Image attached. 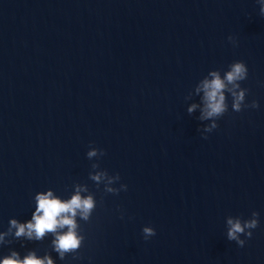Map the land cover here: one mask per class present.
I'll list each match as a JSON object with an SVG mask.
<instances>
[{"label": "water", "instance_id": "95a60500", "mask_svg": "<svg viewBox=\"0 0 264 264\" xmlns=\"http://www.w3.org/2000/svg\"><path fill=\"white\" fill-rule=\"evenodd\" d=\"M235 63L246 78L230 83ZM213 72L225 111L206 117ZM48 193L93 202L87 219L82 209L61 214L80 240L63 255L56 240L67 225L37 237L12 224L34 223ZM229 220L257 222L237 234L243 247L228 238ZM30 255L44 264H264L257 0H0V264Z\"/></svg>", "mask_w": 264, "mask_h": 264}, {"label": "clouds", "instance_id": "9594fccd", "mask_svg": "<svg viewBox=\"0 0 264 264\" xmlns=\"http://www.w3.org/2000/svg\"><path fill=\"white\" fill-rule=\"evenodd\" d=\"M260 4V14L264 16V0H257ZM213 79L211 81L205 80L203 83V88L205 90V98L207 100L206 117H212L222 114L225 111L224 105V95L222 94V89L225 88L224 82L220 79L219 75L215 72L212 73ZM246 78V68L242 63H235L231 67V71L227 73L226 80L228 82H234L236 80H243ZM236 97V103L233 105L234 108L240 110V102L243 100V92L239 95L233 93ZM254 107H258V104L254 102ZM191 111V109L189 110ZM213 128L216 127L215 124L212 125ZM210 130V129H209ZM94 152L89 153V155H94ZM51 193L47 195H40L37 197L38 208L37 213H42V215H33L34 223H28L27 225H16L15 221H12L13 226L18 228L16 235H23L25 232V227L29 230L28 234L31 235L32 231H35L37 237H42L44 233L55 232L57 227H63L67 225L69 231L66 234L59 235L56 240V248L63 255L64 252L77 249L80 244V240L77 238L74 228V220L68 216H63L61 214L71 213L72 216L76 215V209H82V215L87 219L89 211L93 207V202L91 198L81 200L79 195L74 196L70 202L62 203L58 199H50ZM254 215H256L254 213ZM231 228L228 232V238L230 240H236L237 244L241 247L244 246L245 242L239 240V233H243L245 227L255 228L257 227V222L255 220L245 224L243 227L239 222L233 223L231 220L228 221ZM147 235H153L151 229L144 230ZM249 238L252 237V233H247ZM15 256V253L13 254ZM3 264H44V261L36 259L34 256L27 257L23 262L16 259L8 258L3 261ZM47 264H52L50 259L47 260Z\"/></svg>", "mask_w": 264, "mask_h": 264}]
</instances>
